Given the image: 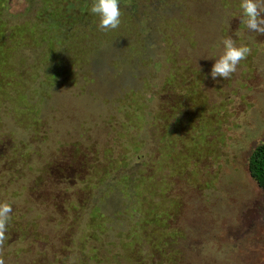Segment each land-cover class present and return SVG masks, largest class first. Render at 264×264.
Returning <instances> with one entry per match:
<instances>
[{"label":"rangeland","instance_id":"rangeland-1","mask_svg":"<svg viewBox=\"0 0 264 264\" xmlns=\"http://www.w3.org/2000/svg\"><path fill=\"white\" fill-rule=\"evenodd\" d=\"M0 0L5 264H264V35L241 0ZM231 37L251 47L210 73ZM211 58V59H210Z\"/></svg>","mask_w":264,"mask_h":264},{"label":"clouds","instance_id":"clouds-1","mask_svg":"<svg viewBox=\"0 0 264 264\" xmlns=\"http://www.w3.org/2000/svg\"><path fill=\"white\" fill-rule=\"evenodd\" d=\"M239 7L242 12L241 24L249 31L264 35V0H241ZM90 13L99 17V29L103 32L117 29L121 24L120 0H94ZM222 44V54L215 58L210 73L205 76L207 79L210 75L216 83L220 81L218 78L230 79L237 72L241 61L246 60L252 52L251 47L246 44L237 45L231 37L223 38ZM12 213L13 207L10 203L7 201L0 203V264H5L2 254L8 239L7 225L12 218Z\"/></svg>","mask_w":264,"mask_h":264},{"label":"trees","instance_id":"trees-1","mask_svg":"<svg viewBox=\"0 0 264 264\" xmlns=\"http://www.w3.org/2000/svg\"><path fill=\"white\" fill-rule=\"evenodd\" d=\"M248 165L250 174L264 189V144L258 145L251 153Z\"/></svg>","mask_w":264,"mask_h":264}]
</instances>
